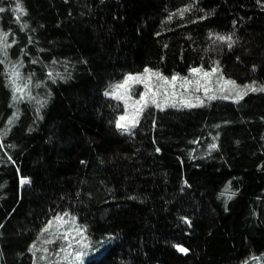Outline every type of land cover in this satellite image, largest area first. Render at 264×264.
I'll return each instance as SVG.
<instances>
[{"label":"trees","instance_id":"16d2710c","mask_svg":"<svg viewBox=\"0 0 264 264\" xmlns=\"http://www.w3.org/2000/svg\"><path fill=\"white\" fill-rule=\"evenodd\" d=\"M0 8V264H45L46 228L64 215L92 239L115 236L86 264L264 258V0ZM214 67L256 90L116 127L112 83Z\"/></svg>","mask_w":264,"mask_h":264},{"label":"rangeland","instance_id":"374dc122","mask_svg":"<svg viewBox=\"0 0 264 264\" xmlns=\"http://www.w3.org/2000/svg\"><path fill=\"white\" fill-rule=\"evenodd\" d=\"M148 70L128 74L123 81L112 83L104 92L124 105L125 112L118 120L124 126L121 129L129 130L138 126L143 113L149 108L191 109L216 99L237 102L252 92L250 86L232 83L215 67L210 70L200 68L185 76L175 75L176 80L157 70ZM122 116L124 120L120 119ZM64 216L50 222L46 228L48 233L55 236L46 235L43 238L46 245L54 241L53 245L47 246L49 252L43 260L45 264H86L104 255L114 244V235L92 239L73 216ZM247 264H264V258H257Z\"/></svg>","mask_w":264,"mask_h":264},{"label":"snow or ice","instance_id":"6c2138e0","mask_svg":"<svg viewBox=\"0 0 264 264\" xmlns=\"http://www.w3.org/2000/svg\"><path fill=\"white\" fill-rule=\"evenodd\" d=\"M18 7H19V5H18ZM0 11H4V9L3 8H0ZM220 39H225L224 37H220ZM230 39V38H229ZM145 71L147 72V71H149L148 69H145ZM193 72H197V71H199V69H193L192 70ZM206 75H207V73H206ZM129 79H133L132 77H129ZM177 79V77L176 76H173L172 77V80H176ZM232 83H234V82H232ZM256 89L255 88H253L252 89V91H255ZM261 91H264V89H261ZM105 95H108V93H105ZM141 99L143 100L144 99V97L142 96L141 97ZM137 103H139V101H137ZM121 120H124L125 119V117H121L120 118ZM116 127L118 128V129H120V128H122V127H124L123 125H121L120 124V122L118 121L117 122V124H116ZM27 181H22V183H26ZM179 251H181V252H187V249H184V248H179Z\"/></svg>","mask_w":264,"mask_h":264}]
</instances>
